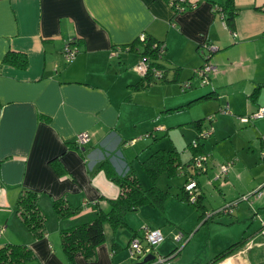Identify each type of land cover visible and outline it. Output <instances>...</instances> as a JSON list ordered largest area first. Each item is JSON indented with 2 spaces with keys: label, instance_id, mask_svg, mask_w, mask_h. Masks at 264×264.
Segmentation results:
<instances>
[{
  "label": "crops",
  "instance_id": "obj_1",
  "mask_svg": "<svg viewBox=\"0 0 264 264\" xmlns=\"http://www.w3.org/2000/svg\"><path fill=\"white\" fill-rule=\"evenodd\" d=\"M222 1L192 0L195 7L177 12L172 0H0V246L29 245L34 257L22 264H58L63 255L51 232L46 229L45 235L36 239L17 215V199L24 188L38 193L40 209L48 215L52 213L57 220L52 232L60 234L93 221L100 208H110V200L121 192L111 179L113 174L138 176L139 171L145 172L143 163L154 152L178 149L159 146L156 140L149 146L144 135L153 125L151 121H155V127H163L162 135L168 128L160 120L165 110L156 115L158 110L148 112L142 105L149 89L146 84L153 80L144 78L136 69L145 48L138 41L143 33L166 45L161 62L179 65L180 77L187 75L181 64L192 69L202 57L200 66L203 65L209 54L204 45L219 47L210 53L216 70L209 83L199 85L205 88L187 94L186 100L191 103L212 94L211 99L224 106L222 114L236 116L260 135L261 151L264 118L247 123L240 118L264 107V0H234L238 13L230 27L215 12ZM70 38L72 42L75 38L73 44L78 51L72 62H65L60 53ZM130 44L134 50L126 51ZM116 46L124 50L113 57ZM9 51L25 53L26 68L6 62L4 55ZM245 95L249 101L240 108L237 100L245 99ZM246 108L247 115L242 113ZM196 124L199 127L198 121ZM200 125L202 129L203 121ZM79 132L90 134L81 145L75 142ZM221 138L225 140L223 135L217 139ZM197 141L192 148L202 146L205 152L200 155L207 157L206 169L194 172L192 160L186 166L181 164L178 172L185 177V183L189 175L195 174L203 199L199 176L213 174L208 183L225 187L230 185L237 164L234 159L211 162L206 143ZM226 163L231 165L223 174L221 167ZM55 201L73 213L59 216ZM184 208L192 211L191 207ZM153 218L158 224L148 219L146 225L162 231L164 215L153 214ZM125 222L134 230L126 217ZM107 226V239L97 248L99 255L84 264H136L131 257L117 258L123 249L114 233L118 228ZM107 230L113 231L110 238ZM137 231L128 239L127 247L133 237H143ZM244 248L218 264H252Z\"/></svg>",
  "mask_w": 264,
  "mask_h": 264
},
{
  "label": "rangeland",
  "instance_id": "obj_2",
  "mask_svg": "<svg viewBox=\"0 0 264 264\" xmlns=\"http://www.w3.org/2000/svg\"><path fill=\"white\" fill-rule=\"evenodd\" d=\"M218 49L219 47H217ZM60 56L63 59V54L60 53ZM202 59L201 57V63ZM200 62L195 68L201 65ZM161 64L165 69L164 79H153L151 82H147L146 86L149 89L147 94L143 96L144 104L142 103V105L148 112L158 110L156 115L165 110L160 120L166 123L168 129L162 135L160 132L164 130L163 127H155V121L150 120L151 115L149 113L147 117L153 122V125L148 132L144 133L148 137L149 146H152L155 140L159 141V146L164 148L177 146V150L182 152V165L186 166L185 164L191 162L194 157L192 145L198 140V136L201 133L196 121H203L204 127H202V130L208 128L214 130L213 136L210 135L207 137L208 139H201L206 143V152L210 154L209 160L211 162H224L225 160L234 159L235 164H237L236 173L239 175L236 176L235 173L230 180V185L225 187H221L219 183L216 186L208 183L209 178L213 174H210L209 177L204 174L199 176L204 191L202 203L207 207L204 217L201 218V209H197L194 205L195 203L188 202L182 196L185 177L181 176L179 172L174 175L164 173L156 180L158 187L167 188L171 191V197L166 201L164 207L160 209L145 205L138 211L127 213L125 215L126 221L133 225L134 230H138L137 232L142 234L143 227L147 224L148 219L158 224L156 219L153 218V214L159 217L164 215L165 222L162 224L164 239L155 246L153 254H155L156 259L167 257L170 253L174 254L167 258L166 261L155 262L154 264H204L232 243L242 239L247 242L244 250L248 252L245 253V256L250 258L251 263L264 264V161L261 158L258 139L260 135H257L250 124H242L236 116H225V114H222L224 106L220 107V101L217 99L210 98L191 104L188 103L186 98L189 95L187 96V94L192 95V91H202L205 88L199 86L200 80L193 75L194 67V69L185 68V65L181 64L182 72H186L187 75L184 73L180 77L177 73V66L179 65L166 64L164 62H161ZM190 79L191 82L193 80V86L185 88V83ZM260 99L261 96L258 101ZM248 101V95H245V99L243 97L238 99V107L245 108ZM182 105L185 106L181 108ZM191 106L192 109H189ZM242 113L247 115V108ZM154 135H157L158 138L155 139ZM221 135L225 136V140L222 138L217 139ZM250 141L253 142L251 145H249ZM137 175L144 187L151 186V181L143 170L139 171ZM258 189H260L261 195L256 199L253 193ZM236 202L238 204L230 207V204ZM184 207H191L192 211L186 212ZM222 208L226 210L231 208L232 214L230 216L224 213L219 215L218 213ZM43 213L46 214L45 228L55 237V244L63 255L62 260L58 264H71L70 259L61 248L59 232H52L54 226L57 225L56 218L52 213L50 215L46 212ZM211 215L213 217L209 221L204 222ZM144 216L147 221L143 218ZM143 221L145 222L142 223ZM47 225H50L49 229ZM134 230L128 224L114 232L117 235L118 242L123 246V249L119 250L118 254H120L117 255V258L124 260L131 257L127 244ZM107 233L110 238L113 231L107 230ZM142 242L145 246H148L144 239H142ZM103 244L98 248L103 246ZM96 254L99 255L98 249ZM144 258L145 255H142L131 262L140 263ZM76 260L84 264L87 262L86 260L94 261L95 259L91 260L79 252L74 256V261Z\"/></svg>",
  "mask_w": 264,
  "mask_h": 264
},
{
  "label": "trees",
  "instance_id": "obj_3",
  "mask_svg": "<svg viewBox=\"0 0 264 264\" xmlns=\"http://www.w3.org/2000/svg\"><path fill=\"white\" fill-rule=\"evenodd\" d=\"M221 7L223 11L221 10L220 12L221 14L224 13L227 25L229 27L232 26L238 13L234 0H223ZM138 41L145 44L142 55L146 57L148 56L151 59H157V54L151 48L152 42L156 41L155 39L147 38L145 41H142L139 36ZM72 43H75V38ZM130 48L131 50H134L135 46L130 44ZM4 60L20 69H24L27 66L26 54L23 52L9 51L4 55ZM257 91L258 88L255 89L254 95L257 94ZM212 97L213 95L208 93L193 102L210 99ZM201 123L202 121H198L200 129ZM262 143L263 147L261 152L264 149V140ZM193 150L194 156L205 152L202 150L201 145L199 148H193ZM261 158L264 161L262 156ZM192 160H194V157ZM181 164V153L176 149H159L154 152L150 158L143 163V169L151 181L150 187H144L138 176L133 173H128L127 175L113 174L111 179L120 186L121 192L116 199L110 200V208L108 210L100 208L97 212V217L93 221L72 227L70 229L62 230L60 233L61 247L70 259L71 264H74V256L76 253L80 252L89 259L95 256L96 249L107 239V225H110L114 229L125 226V215L129 212L136 211L144 205L162 209L166 201L171 197V191L167 188L158 187L156 185V180L163 173H167L169 175L176 174ZM192 175L195 177V174ZM182 196L185 200L192 203L189 194L185 190V185H183L182 188ZM37 199L38 193L36 191L24 188L18 196L16 212L32 235L36 239H40L46 233V215L40 209ZM54 204L59 216L61 217L68 216L73 213L72 211L65 210L62 204L58 201H55ZM235 204L236 203H234L231 207H234ZM194 205L197 209H201V218H203L206 213V208L202 203V196L197 199V202H195ZM221 213H223V211H220L218 214ZM212 217L213 215L207 218L204 222L209 221ZM246 244L247 242H245V239L232 243L225 250L214 256L205 264H218L230 257ZM173 254L174 253L168 254L167 258L171 257ZM33 257L34 252L27 244L7 243L0 246V264H22L31 261ZM156 260L157 259L155 258L147 264H154Z\"/></svg>",
  "mask_w": 264,
  "mask_h": 264
},
{
  "label": "built area",
  "instance_id": "obj_4",
  "mask_svg": "<svg viewBox=\"0 0 264 264\" xmlns=\"http://www.w3.org/2000/svg\"><path fill=\"white\" fill-rule=\"evenodd\" d=\"M172 6L173 8L178 11H183L188 6L195 7V3L192 2V0H172ZM223 11L221 6L215 7V12L219 14L220 18L226 23L225 21V15L224 13L221 14L220 11ZM148 37L143 33L140 35V39L142 41H145ZM151 48L153 51L157 54V59H151L148 56L142 55L141 61L137 65L136 69L140 74L144 77H151L150 80L153 79H162L164 75V67L161 63L158 61H161L165 58L167 48L164 43H161L159 41H153L151 44ZM205 49H208L209 54L205 55V62L202 66L197 67L194 69V76H197V78L200 80V85L204 86L209 83L210 76L213 72H215L216 67L211 62V54L215 51H217V47L215 45L206 44L204 45ZM126 51H130L131 48L128 46L126 48ZM121 50H124L121 48V46H116L114 50L111 53V56H118ZM78 48L75 46V44L72 43V39H68L64 43V47L62 50L63 59L65 62H72L77 54ZM158 64V65H157ZM192 85L191 80H188L185 83V88H189ZM264 118V107L260 108L257 112L253 113L249 117H241L240 120L244 123H247L249 120L252 119H260ZM213 129L208 128L206 130H201L200 135L198 136V140H201L202 138H207L209 135L212 134ZM90 134L88 132H79L75 136V142L77 145L84 144L89 139ZM195 146L198 145V141H195ZM261 156L264 158V149L261 152ZM206 155H198L194 157V160L192 161L193 169L196 170V172L200 173V171L205 170L206 168ZM231 163H226L221 167V172L223 174H227L229 171ZM122 175V174H121ZM185 190L189 194V197L191 199L192 203H195L197 201V197L201 194V190L199 188V184L197 182V179L191 174L188 176V179L185 183ZM253 195L256 196V198H259L261 193L260 190H258L256 193H253ZM87 202H84L86 204ZM225 211V212H224ZM223 213H229L232 214V209H223ZM264 233V230H263ZM146 241L148 246H145L142 242V239ZM133 237L129 242V250L130 255L132 259H136L137 257H141L142 255L147 256L150 253H154L153 250L155 249V246L158 245L161 241L164 239V235L160 229H153L149 226H145L143 228V237ZM254 242V241H252ZM167 260V257H160L155 262L161 263ZM160 261V262H159Z\"/></svg>",
  "mask_w": 264,
  "mask_h": 264
},
{
  "label": "water",
  "instance_id": "obj_5",
  "mask_svg": "<svg viewBox=\"0 0 264 264\" xmlns=\"http://www.w3.org/2000/svg\"><path fill=\"white\" fill-rule=\"evenodd\" d=\"M155 258H156L155 254L150 253L147 256H145V258L142 262L136 263V264H147L148 262L153 261Z\"/></svg>",
  "mask_w": 264,
  "mask_h": 264
},
{
  "label": "flooded vegetation",
  "instance_id": "obj_6",
  "mask_svg": "<svg viewBox=\"0 0 264 264\" xmlns=\"http://www.w3.org/2000/svg\"><path fill=\"white\" fill-rule=\"evenodd\" d=\"M228 263V262H227Z\"/></svg>",
  "mask_w": 264,
  "mask_h": 264
}]
</instances>
